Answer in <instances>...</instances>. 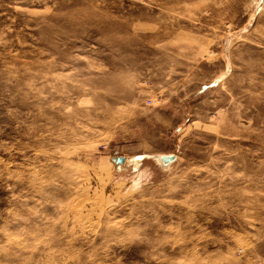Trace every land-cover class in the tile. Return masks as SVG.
<instances>
[{"label":"rangeland","instance_id":"rangeland-1","mask_svg":"<svg viewBox=\"0 0 264 264\" xmlns=\"http://www.w3.org/2000/svg\"><path fill=\"white\" fill-rule=\"evenodd\" d=\"M0 264H264V0H0Z\"/></svg>","mask_w":264,"mask_h":264},{"label":"water","instance_id":"water-1","mask_svg":"<svg viewBox=\"0 0 264 264\" xmlns=\"http://www.w3.org/2000/svg\"><path fill=\"white\" fill-rule=\"evenodd\" d=\"M152 158L157 160L159 164L166 165L174 160L175 156L173 154H161L158 158L156 156H152ZM113 161L116 166H121L125 162V158L123 156H118L114 158Z\"/></svg>","mask_w":264,"mask_h":264},{"label":"bare ground","instance_id":"bare-ground-1","mask_svg":"<svg viewBox=\"0 0 264 264\" xmlns=\"http://www.w3.org/2000/svg\"><path fill=\"white\" fill-rule=\"evenodd\" d=\"M161 154H158V155H155L157 158H158V156H160ZM156 158V159H157ZM157 163H159L157 160H155ZM163 166H167V164L166 165H163ZM139 173V172H138ZM141 176V174H139V176H138V178Z\"/></svg>","mask_w":264,"mask_h":264},{"label":"built area","instance_id":"built-area-1","mask_svg":"<svg viewBox=\"0 0 264 264\" xmlns=\"http://www.w3.org/2000/svg\"><path fill=\"white\" fill-rule=\"evenodd\" d=\"M148 103H150V99H148Z\"/></svg>","mask_w":264,"mask_h":264}]
</instances>
